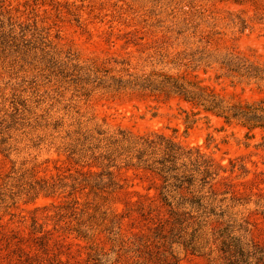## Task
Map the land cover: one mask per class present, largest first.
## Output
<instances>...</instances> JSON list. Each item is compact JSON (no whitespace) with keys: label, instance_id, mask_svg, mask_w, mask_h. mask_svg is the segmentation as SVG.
I'll return each mask as SVG.
<instances>
[{"label":"rangeland","instance_id":"374dc122","mask_svg":"<svg viewBox=\"0 0 264 264\" xmlns=\"http://www.w3.org/2000/svg\"><path fill=\"white\" fill-rule=\"evenodd\" d=\"M166 77L264 115V0H0V264H226V226L264 264V128ZM121 131L212 161L224 217L174 225Z\"/></svg>","mask_w":264,"mask_h":264},{"label":"trees","instance_id":"16d2710c","mask_svg":"<svg viewBox=\"0 0 264 264\" xmlns=\"http://www.w3.org/2000/svg\"><path fill=\"white\" fill-rule=\"evenodd\" d=\"M196 83L198 82H179L172 77H166L157 88L152 89L164 91L167 95H181L187 101L203 106L206 111L215 112L227 122L237 120L248 129L264 128V115L257 112L260 109L238 103L223 106L222 101L212 92H207L206 87ZM139 87H151V83L147 86L141 84ZM119 134V143L122 142L125 146H120L117 153L123 156L125 165L148 170L161 179L160 201L167 207V213L174 225L187 229L201 221L206 223L210 216L219 219L224 217V211L221 205L216 204L214 194L207 191L212 197L208 198L203 193L204 187L218 175V168H215L212 161L207 160L199 151L183 148L162 135L132 137L123 131ZM116 143L118 142H112ZM105 159L110 163L115 160L111 154L106 155ZM110 185L117 184L110 181ZM233 232L232 227L226 226L218 234L226 264H259L260 259L257 263L253 262L254 257L246 249V243ZM186 246H191L190 240L186 242Z\"/></svg>","mask_w":264,"mask_h":264}]
</instances>
